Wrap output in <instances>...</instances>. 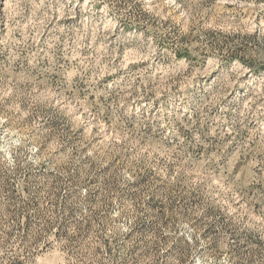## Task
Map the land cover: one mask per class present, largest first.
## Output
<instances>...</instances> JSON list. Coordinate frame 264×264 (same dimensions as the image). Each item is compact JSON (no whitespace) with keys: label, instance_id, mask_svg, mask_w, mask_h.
<instances>
[{"label":"rangeland","instance_id":"374dc122","mask_svg":"<svg viewBox=\"0 0 264 264\" xmlns=\"http://www.w3.org/2000/svg\"><path fill=\"white\" fill-rule=\"evenodd\" d=\"M0 264H264V0H0Z\"/></svg>","mask_w":264,"mask_h":264}]
</instances>
